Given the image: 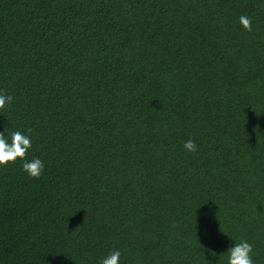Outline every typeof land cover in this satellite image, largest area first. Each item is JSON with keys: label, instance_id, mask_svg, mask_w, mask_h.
<instances>
[{"label": "trees", "instance_id": "16d2710c", "mask_svg": "<svg viewBox=\"0 0 264 264\" xmlns=\"http://www.w3.org/2000/svg\"><path fill=\"white\" fill-rule=\"evenodd\" d=\"M0 89V264H264V0H0Z\"/></svg>", "mask_w": 264, "mask_h": 264}, {"label": "clouds", "instance_id": "9594fccd", "mask_svg": "<svg viewBox=\"0 0 264 264\" xmlns=\"http://www.w3.org/2000/svg\"><path fill=\"white\" fill-rule=\"evenodd\" d=\"M239 22L242 27L248 31L252 30L251 17L241 15ZM13 101V96L7 94L4 90L0 89V111L7 110ZM32 129L28 128L24 131L14 130L8 131L4 129L0 131V166H6L9 163H15L20 159L22 170L31 177H40L43 169L44 162L39 157L31 159L26 158V154L32 147ZM184 148L189 152H195L197 149L196 143L192 139L184 142ZM214 250L210 249L209 254L212 257ZM227 264H254L252 254L253 246L247 239H240L239 242H234L226 250ZM219 260L209 259V264H219ZM121 251L113 249L107 255L102 257L99 264H120Z\"/></svg>", "mask_w": 264, "mask_h": 264}]
</instances>
